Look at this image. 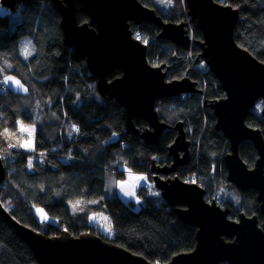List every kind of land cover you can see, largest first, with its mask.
<instances>
[{
	"label": "trees",
	"instance_id": "obj_1",
	"mask_svg": "<svg viewBox=\"0 0 264 264\" xmlns=\"http://www.w3.org/2000/svg\"><path fill=\"white\" fill-rule=\"evenodd\" d=\"M140 1L155 9L164 21L189 20L194 44L183 48L157 39L161 28L153 23L140 28L150 38V64L169 63L171 79H180L189 70V77L204 91L186 99L163 98L157 102L160 119L171 126L158 146L147 145L134 134L128 127L125 108L116 99L99 94L86 58L64 44L61 17L51 0H28L0 16V157L8 167L0 186V202L21 225L48 237L63 232L74 237L90 234L154 264H165L196 247L197 227L182 221L175 207L150 182L138 189L140 203L125 202L116 188L112 197H106L105 191L108 174L114 180L125 178L122 167L150 176L153 158L170 164L167 148L176 137V123L184 124L192 140L191 163L179 168L181 178L196 174L205 189L217 188L227 205L240 204L241 210L258 215L261 210L254 189L239 194V201L226 195L224 157L230 142L216 129V118L205 104L226 93L211 69L200 68L202 30L188 17L184 0ZM215 1L238 10L235 40L264 63V0ZM12 13L18 15L14 24ZM77 18L79 23L90 20L80 1ZM25 48L30 53L27 56ZM4 70L15 74L27 91L6 87ZM120 75L114 70L110 78ZM19 122L36 128L32 151L20 146L26 135L20 131ZM135 124L139 128L147 126L145 120L136 119ZM246 124L260 129L264 137V117L258 110L248 112ZM240 153L252 167L257 160L253 144L244 142ZM36 154L39 158L34 161ZM70 202H77L73 213ZM38 206L57 221L40 223L34 213ZM0 264H38L32 248L2 216Z\"/></svg>",
	"mask_w": 264,
	"mask_h": 264
},
{
	"label": "water",
	"instance_id": "obj_2",
	"mask_svg": "<svg viewBox=\"0 0 264 264\" xmlns=\"http://www.w3.org/2000/svg\"><path fill=\"white\" fill-rule=\"evenodd\" d=\"M14 11L28 0H1ZM80 1L90 20L79 23L77 3ZM60 14L64 44L86 58L90 73L96 78V88L102 97L116 99L126 110L127 124L135 135L151 146H158L167 128L160 119L157 102L187 94L203 95L188 70L181 79L167 80L165 65L155 67L148 60V46L134 37L131 26L153 23L161 28L159 40H168L177 47L192 43L189 22L164 21L155 9L140 0H51ZM187 15L203 32L201 58L217 76L226 96L207 105L216 117L215 127L230 141V152L224 161L228 181L239 191L258 192L264 214V137L260 129L246 124V116L258 100L263 101L264 63L255 58L235 40L234 28L238 10L215 0H186ZM114 70L121 75L110 78ZM145 120L139 128L135 120ZM177 136L168 147L174 164L155 168L154 185L172 206L179 218L197 227L196 247L175 255L165 264H264V218L259 225L256 216L241 214L239 222L228 218L229 209L207 203L205 190L195 183H185L178 177L163 179L161 174L175 173L179 166L190 162V141L182 122L174 126ZM253 144L258 158L254 167L243 161L240 146ZM183 152V155H181ZM182 157V158H181ZM154 161V159H153ZM6 179V167L0 157V186ZM186 204V208L179 205ZM0 216L16 230L17 235L33 250L38 264H154L142 256L85 234L74 237L66 232L48 237L21 225L0 202ZM160 264V263H155Z\"/></svg>",
	"mask_w": 264,
	"mask_h": 264
},
{
	"label": "rangeland",
	"instance_id": "obj_3",
	"mask_svg": "<svg viewBox=\"0 0 264 264\" xmlns=\"http://www.w3.org/2000/svg\"><path fill=\"white\" fill-rule=\"evenodd\" d=\"M10 12L11 11H9L8 9H6L5 6H3L2 1L0 0V16L5 15L6 13L10 14ZM11 20H12V23L13 24L16 23V21L18 20V15L15 14V13H12ZM137 30L141 31L140 29H137ZM142 38H143V36H142ZM24 42H26V40H23V44H24ZM31 51H32V49H31ZM7 76H12V77L15 78V80H19L21 82V84H23L22 81L15 74H13V73H11V72H9L7 70H4L3 71L2 81H3V83H4V85L6 87L9 86L10 88L14 89L17 92H26L22 88H20L18 85H16L13 81H5V77H7ZM23 86H24V88H26V86L24 84H23ZM262 105H263V102L262 101H260V102L258 101V103L256 104V106L254 107V110L256 109V110H258L261 113ZM19 124H20V128L21 129H22V127L23 128H29L30 129V128H32L34 126L32 124L24 123V122H19ZM34 128H35V126H34ZM22 133H24L26 135V138L22 141L21 144H23L24 141H26L28 139H32V142H33V139L35 140L36 128H35V131L32 133V136L31 137L29 136V133L28 132H25V131L22 130ZM23 149L24 150H28V151L29 150L32 151V149H25V148H23ZM36 157L37 156H35V155L33 156L34 159ZM8 162H9V160H7V163ZM121 169H123V170L126 171L125 176H128V174H130L129 177L130 176H137L136 174H134L132 171H130L126 167H122ZM7 170H8V167L6 169V172H7ZM110 176H111V174H108L107 175V183H106V191H105V196L106 197H112L114 195L115 188H116V185L114 184L115 180L113 178H111ZM126 183H128V184H126ZM122 184H125L124 185V188L125 189H123V187L120 186V188H121L120 195L123 197V199L124 200H128L129 199V200H132L134 202L139 203L136 195H137V190L141 187L142 182L127 179L126 181L122 182L120 185H122ZM129 184H130V186L128 187L127 185H129ZM228 190H229V193H227L226 195H227V197L229 199H232L233 201H239L240 200L239 192H238V190L233 185L228 184ZM129 192H134V195H129L128 194ZM76 203L77 202H70L68 204V206H69V208H70V210H71L72 213L75 212L74 205ZM78 206H80V205H78ZM78 206H76V207H78ZM34 213H35L37 219L40 221V223L56 222L57 221L55 218L50 217L46 213V211L42 207H40V206L34 208Z\"/></svg>",
	"mask_w": 264,
	"mask_h": 264
},
{
	"label": "flooded vegetation",
	"instance_id": "obj_4",
	"mask_svg": "<svg viewBox=\"0 0 264 264\" xmlns=\"http://www.w3.org/2000/svg\"><path fill=\"white\" fill-rule=\"evenodd\" d=\"M147 23H149V22H147ZM134 27L132 28L133 29V31L134 30H137V29H140L141 31H143L141 28H140V26H136V25H133ZM161 31V30H160ZM144 32V31H143ZM145 33V32H144ZM160 33V32H159ZM146 35V34H145ZM166 41H168V40H166ZM149 42H150V38H149ZM148 42V43H149ZM148 43H147V46H148ZM174 44V43H173ZM193 44H194V39H193ZM175 45V44H174ZM176 46V45H175ZM177 47V46H176ZM183 48V47H182ZM202 50V49H201ZM202 53V52H201ZM201 57V56H200ZM151 65H153V66H155V67H158V66H161V65H165V70H166V68L168 67L169 68V70H168V73H169V71H170V69H171V65L169 64V63H162L161 65H157L156 63H154V64H151ZM205 71H207V69L205 70ZM184 77V76H183ZM182 77V78H183ZM181 79V78H180ZM167 80L168 81H172V80H176V79H171L170 78V76H169V74L167 75ZM194 81V80H193ZM196 82V81H195ZM197 84H198V88H200L201 89V87H200V85H199V83L197 82ZM192 95H199V94H187V95H185V96H181V97H177V98H174V99H178V98H180V99H186V98H188L189 96H192ZM173 98H167V99H173ZM220 99V98H219ZM215 100H217V99H215ZM212 101H214V100H211V101H209V102H205V104H206V106H208L207 104L208 103H210V102H212ZM259 102L260 101H262V100H258ZM258 101L256 102V104L258 103ZM263 102V101H262ZM256 106V105H255ZM254 106V107H255ZM209 107V106H208ZM262 107H263V105H262ZM210 108V107H209ZM211 109V108H210ZM253 110H254V108H253ZM211 111H212V113H213V110L211 109ZM214 115V114H213ZM216 118V117H215ZM140 120V119H139ZM181 122V121H180ZM179 123V122H178ZM177 124V123H176ZM175 124V125H176ZM215 124H216V122H215ZM169 125V124H168ZM148 126V125H147ZM170 126V125H169ZM185 128V127H184ZM174 130H175V132H176V136H177V129H175L174 128ZM185 131H186V128H185ZM186 133H187V131H186ZM226 138V137H225ZM227 139V138H226ZM174 140H175V138H174ZM174 140H173V142H174ZM187 140H189L190 141V146H189V150H190V162L189 163H191V155H192V140H191V138L189 137V135L187 134ZM228 140V139H227ZM229 141V140H228ZM172 142V143H173ZM230 142V141H229ZM171 143V144H172ZM244 143V142H243ZM242 143V144H243ZM170 144V145H171ZM241 144V145H242ZM169 145V146H170ZM168 146V147H169ZM230 146H231V144H230ZM241 147V146H240ZM255 149V148H254ZM167 152H168V156L169 157H171L170 156V154H169V150H168V148H167ZM229 152H230V150H229ZM228 152V153H229ZM228 153H226V154H228ZM257 153V152H256ZM181 155H183V152H181ZM240 155H241V153H240ZM257 158H258V154H257ZM154 159V161H152V166H154L155 168H159V167H163V166H170V165H172L171 163L170 164H167V163H163V164H161V163H159L160 162V160H159V158H157V157H155V158H153ZM225 162V161H224ZM225 165H226V163H225ZM254 165H255V163H254ZM254 165L252 166V167H254ZM152 166H151V168H152ZM186 166V165H185ZM185 166H179L178 167V169H177V171L174 173H169V174H161V177L163 178V179H169V178H175V177H178V178H180L181 180H183V181H186L188 178V176L187 177H185L184 179H182L181 178V176L179 175V168H181V167H185ZM252 167H249V168H252ZM226 168H227V166H226ZM157 173H153L152 171H151V169H150V176H148V178H149V180L151 181L150 183L152 184V185H154V180H153V177L156 175ZM193 177H195L196 179H195V183L196 184H198L201 188H203L204 190H205V195H204V199H205V201L207 202V203H209V204H211V203H215L217 206H219L221 209H229L230 210V212L228 213V218L231 220V221H233V222H239L240 221V217H241V214H245L246 216H256L257 218H258V221H259V225H261V223H262V221H263V218H264V214H263V212H262V210H261V203H260V210H261V214H255V213H248V212H245V211H243V210H241V206H240V204L239 205H237V204H235V203H231V205H227V200H226V198H224L219 192H218V190H217V188H213V190L212 191H208V189H205V187H204V183H203V181H201V180H199V177L198 176H196V174L193 176ZM227 177H228V168H227ZM227 182H228V184H231V183H229V181H228V179H227ZM232 185V184H231ZM155 186V185H154ZM234 186V185H233ZM226 187H228V185H226ZM235 187V186H234ZM236 188V187H235ZM237 189V188H236ZM238 190V189H237ZM238 192H239V194H241L242 192L241 191H239L238 190ZM245 192V191H244ZM258 193V192H257ZM259 200V199H258ZM184 205V207H181V208H186L187 206H186V204H183ZM258 216H263V217H258Z\"/></svg>",
	"mask_w": 264,
	"mask_h": 264
},
{
	"label": "snow or ice",
	"instance_id": "obj_5",
	"mask_svg": "<svg viewBox=\"0 0 264 264\" xmlns=\"http://www.w3.org/2000/svg\"><path fill=\"white\" fill-rule=\"evenodd\" d=\"M137 38L139 39V36ZM24 52H25V55L26 56L30 54L28 52V49L27 48L24 49ZM5 81H13L16 85H18L24 91H27V89L24 88L23 84H21V82L19 80H15V78L12 77V76L5 77ZM22 130L25 131V132H28L29 133V136L31 137L32 136V133L35 131V128H34V126L32 128H30V129L29 128H23L22 127ZM77 131H78V129H77ZM5 133H7V129H5ZM20 146L23 147V148H25V149H32L33 148L32 139H28V140L24 141V143L21 144ZM28 163H29V167H31L32 161L29 160ZM129 179L130 180H135V181H141V180H146L147 177H144V176H130ZM121 186L123 187V184ZM128 194L129 195H134V192H129Z\"/></svg>",
	"mask_w": 264,
	"mask_h": 264
},
{
	"label": "built area",
	"instance_id": "obj_6",
	"mask_svg": "<svg viewBox=\"0 0 264 264\" xmlns=\"http://www.w3.org/2000/svg\"><path fill=\"white\" fill-rule=\"evenodd\" d=\"M133 34H134V37L143 42V44L147 45V43L149 42V37L147 35H145V33L142 31H139V30H134L133 31ZM189 34H190V38L192 40V43H193V35L191 34V28L189 29ZM139 36V39L137 38ZM143 36V38H142ZM191 43V44H192ZM191 57V55H190ZM197 61V60H196ZM200 68H203V70L205 71L208 66H207V63L205 60L201 59V62H200ZM35 156H37L34 161H37V159L39 158V154H36ZM195 177H189L187 180H186V183H195ZM194 181V182H193ZM196 184V183H195Z\"/></svg>",
	"mask_w": 264,
	"mask_h": 264
},
{
	"label": "bare ground",
	"instance_id": "obj_7",
	"mask_svg": "<svg viewBox=\"0 0 264 264\" xmlns=\"http://www.w3.org/2000/svg\"><path fill=\"white\" fill-rule=\"evenodd\" d=\"M185 1V3H186V0H184ZM220 3V2H219ZM21 4V3H20ZM20 4H18L17 5V7L20 5ZM221 4H224V3H221ZM224 5H226V4H224ZM226 6H229V5H226ZM6 9H8L7 7H6ZM9 10V9H8ZM10 11V10H9ZM171 157V164H174V155H170ZM182 158V157H181ZM124 181H126V179H118V180H115V182H114V184L116 185V190H118L119 188H120V184L122 183V182H124ZM126 184H128V183H126ZM124 185L125 184H123V188H124ZM128 187L130 186V184L129 185H127ZM122 187V186H121ZM125 189V188H124ZM118 192V191H117ZM137 193H138V190H137ZM136 197H137V199H139L138 198V195H136ZM125 202H129V201H132V200H124ZM134 202V201H133Z\"/></svg>",
	"mask_w": 264,
	"mask_h": 264
},
{
	"label": "crops",
	"instance_id": "obj_8",
	"mask_svg": "<svg viewBox=\"0 0 264 264\" xmlns=\"http://www.w3.org/2000/svg\"><path fill=\"white\" fill-rule=\"evenodd\" d=\"M18 126H19V129H20V131L22 132V129L20 128V124L18 123ZM34 149V139H33V148H32V150ZM29 151H31V150H29ZM126 172V171H125ZM134 174H136L137 176H144V177H148V176H145V175H143V174H138V173H134ZM129 175L130 174H128V176H125V179L127 180V179H129ZM139 182H142V184H141V186L143 185V184H146L147 182L149 183V182H151L150 180H149V178H147L146 180H141V181H139ZM124 189V188H123ZM118 194L120 195V192H121V188H119L118 190ZM121 196V195H120ZM122 197V196H121ZM123 198V197H122ZM138 201H139V203H140V200L138 199Z\"/></svg>",
	"mask_w": 264,
	"mask_h": 264
}]
</instances>
